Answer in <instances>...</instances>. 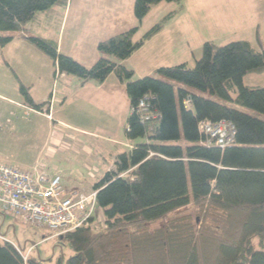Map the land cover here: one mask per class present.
<instances>
[{"label":"trees","instance_id":"1","mask_svg":"<svg viewBox=\"0 0 264 264\" xmlns=\"http://www.w3.org/2000/svg\"><path fill=\"white\" fill-rule=\"evenodd\" d=\"M67 1L0 0V49L14 39L12 33L23 32L22 38L52 60L54 74L102 83L114 73L131 109L126 137L145 141L119 153L93 185L105 227L62 236L73 251L66 261L31 253L24 261L14 246L0 241V264H264V86L242 83L246 74L264 71V47L256 50L245 40L222 46L205 42L194 67L162 66L158 78L130 81L132 72L106 56L130 57L163 23L138 41L133 38L138 27L99 41L101 56L87 67L54 41L27 32L38 13ZM163 1L180 0H135V19L142 21ZM18 82L23 104L42 111L46 102H35L30 87ZM144 98L157 118L142 120L137 109ZM221 120L235 128L233 142L224 148L199 129L204 121ZM188 206L195 218L185 214L164 222Z\"/></svg>","mask_w":264,"mask_h":264},{"label":"rangeland","instance_id":"2","mask_svg":"<svg viewBox=\"0 0 264 264\" xmlns=\"http://www.w3.org/2000/svg\"><path fill=\"white\" fill-rule=\"evenodd\" d=\"M134 1L68 0L65 6L38 13L27 23V32L54 41L59 51L89 67L101 56L99 41L132 27H138L133 37L138 41L162 22L163 28L130 57L106 56L132 72L130 81L158 78L162 66L194 67L205 42L222 46L245 40L256 50L264 47V0L163 1L140 22L133 15ZM12 34L14 40L0 49V160L29 171L38 165L46 175L57 172L64 187L90 194L119 153L145 141L126 137L131 109L125 85L114 73L102 83L54 74L52 60L22 38L23 32ZM18 80L30 87L35 102H46L42 111L23 104ZM242 83L263 87L264 71L246 74ZM55 133L59 135L56 151L51 146ZM194 213V207L188 206L164 222L185 214L195 218ZM0 233L25 251L33 247L31 255L44 260L66 261L73 253L66 241L51 237L48 229L31 227L9 214L0 213Z\"/></svg>","mask_w":264,"mask_h":264},{"label":"built area","instance_id":"3","mask_svg":"<svg viewBox=\"0 0 264 264\" xmlns=\"http://www.w3.org/2000/svg\"><path fill=\"white\" fill-rule=\"evenodd\" d=\"M188 102L189 99L184 101L186 104ZM137 110L142 113L144 121L158 117L152 113L148 98L140 100ZM50 116L48 114L47 117ZM199 129L220 148L234 140L235 128L226 120L215 124L204 121L200 123ZM0 213L3 216L9 214L34 228H46L51 232V237H62L87 226L105 227L97 209L96 191L86 194L76 188L66 190L58 174L46 175L38 165L32 171L23 170L1 160ZM0 241L14 246L24 261L33 249L31 247L25 251L1 233Z\"/></svg>","mask_w":264,"mask_h":264},{"label":"crops","instance_id":"4","mask_svg":"<svg viewBox=\"0 0 264 264\" xmlns=\"http://www.w3.org/2000/svg\"><path fill=\"white\" fill-rule=\"evenodd\" d=\"M13 40H14V39H13ZM13 40H12V41H13ZM12 41H11V42H12ZM11 42H10V43H11ZM7 45H8V44H7ZM5 47H6V46H4L3 48H5ZM3 48H2V49H3ZM57 138H59V135H58L57 133H55V134H54V145H51V146L54 148V151H56V149L58 148V141H57L58 139H57ZM54 151L52 150V152H49V154H52ZM114 159H115V158H114ZM114 159H113V161H114ZM53 174H58V173H57V172H54ZM53 174H50V175H53ZM58 175H59V174H58ZM60 177H61V176H60ZM61 184H62V180H61ZM63 188H65L66 190H70V189H68V188H66V187H64V186H63Z\"/></svg>","mask_w":264,"mask_h":264}]
</instances>
